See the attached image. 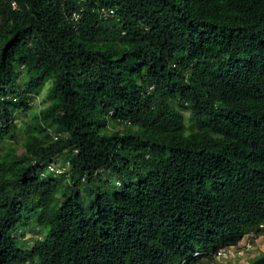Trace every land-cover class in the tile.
Wrapping results in <instances>:
<instances>
[{
	"label": "trees",
	"instance_id": "trees-1",
	"mask_svg": "<svg viewBox=\"0 0 264 264\" xmlns=\"http://www.w3.org/2000/svg\"><path fill=\"white\" fill-rule=\"evenodd\" d=\"M263 224L264 0H0V264H210Z\"/></svg>",
	"mask_w": 264,
	"mask_h": 264
},
{
	"label": "built area",
	"instance_id": "built-area-1",
	"mask_svg": "<svg viewBox=\"0 0 264 264\" xmlns=\"http://www.w3.org/2000/svg\"><path fill=\"white\" fill-rule=\"evenodd\" d=\"M13 7L16 8V4L13 3ZM56 139V137H55ZM48 171L54 172V173H64L68 170V163L66 165H63L61 167H57L54 164L48 165ZM261 229L264 231V224L260 226ZM249 237H253V234L249 235ZM249 237H246L244 240H242L238 246H230L227 248L220 249L215 254V259L210 264H218V261H224L227 262L229 260H232L234 257L237 258H243L245 257L247 252H252L256 249V240L251 239ZM195 255H198V253H195ZM238 261V260H236ZM241 261V259H239Z\"/></svg>",
	"mask_w": 264,
	"mask_h": 264
},
{
	"label": "rangeland",
	"instance_id": "rangeland-1",
	"mask_svg": "<svg viewBox=\"0 0 264 264\" xmlns=\"http://www.w3.org/2000/svg\"><path fill=\"white\" fill-rule=\"evenodd\" d=\"M46 98H47V89L45 88L40 94H38V95H36L32 100H31V110L30 111H28L29 113L28 114H21V115H19V121H21V122H23V126H21V128L23 129V127H24V124L25 123H28V122H30L31 121V115L30 114H32V113H37L39 110H41L45 105H47V101H45L46 100ZM24 133H23V131L22 132H20V134H19V136H18V140H19V143H21L23 140H24ZM28 236H32V234L31 233H29V235ZM261 243L262 244H264V240L263 241H261ZM263 250H256L255 252L256 253H252L253 255H255V256H251L250 258H248L247 256V259L245 260V261H239V259H243V258H236L235 260H238V261H234V262H229V263H225V264H248L249 263V261L252 259V258H254V257H256V256H258V255H260V254H262L263 252H264V247L262 248ZM250 254V253H249ZM221 263H223V262H221Z\"/></svg>",
	"mask_w": 264,
	"mask_h": 264
},
{
	"label": "clouds",
	"instance_id": "clouds-1",
	"mask_svg": "<svg viewBox=\"0 0 264 264\" xmlns=\"http://www.w3.org/2000/svg\"><path fill=\"white\" fill-rule=\"evenodd\" d=\"M66 164H67V163H66ZM66 164H64V165H66ZM54 165H55V164H54ZM55 166H56V165H55ZM61 166H63V164H62V165H58L57 167H61ZM68 168H69V164H68ZM250 235H251V234H250ZM261 236H264V233L261 234V235H259L258 237H256V238H257V240H256V242H255V243H256V249H255L254 251H252V252H247V253H256L255 251L258 249V242H259L258 239H259ZM246 237H249V235L245 236L242 240H244ZM253 237H254V235H253ZM253 237H249V238H251V239L253 240V239H255V238H253ZM242 240H241V241H242ZM241 241H240V242H241ZM240 242H239V243H240ZM239 243H238V244H239ZM238 244H237V245H234V246H238ZM229 247H230V246H229ZM226 248H227V247H226ZM222 249H223V248H222ZM218 251H219V250H218ZM194 256H197V255L194 254ZM253 256H255V255H253ZM253 256H252V257H253ZM236 258H237V257H235V258H233L232 260H229V261H227V262H225V263L234 262V261H236V260H235ZM243 258H246V257H243ZM214 259H215V256H214ZM245 260H246V259H245ZM245 260L242 259L241 262H242V261H245ZM213 261H214V260H213ZM220 262H224V261H218V264H220Z\"/></svg>",
	"mask_w": 264,
	"mask_h": 264
},
{
	"label": "crops",
	"instance_id": "crops-1",
	"mask_svg": "<svg viewBox=\"0 0 264 264\" xmlns=\"http://www.w3.org/2000/svg\"><path fill=\"white\" fill-rule=\"evenodd\" d=\"M263 240H264V236H261V237L258 239L259 242H258V249H257V250H260V251L263 250L262 248L264 247V244L261 243V241H263ZM247 255H248V256H247ZM246 256H247L248 258H250L251 256H253V254H252V253H250V254H249V253H246L245 257H246ZM247 257H246V258H243V259L245 260V259H247ZM234 258H235V257H234ZM241 260H242V259H241ZM220 264H225V263H224V262H223V263L220 262Z\"/></svg>",
	"mask_w": 264,
	"mask_h": 264
}]
</instances>
